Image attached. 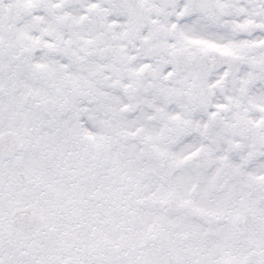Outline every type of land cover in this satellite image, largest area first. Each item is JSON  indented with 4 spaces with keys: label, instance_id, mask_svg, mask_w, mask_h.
Segmentation results:
<instances>
[{
    "label": "snow or ice",
    "instance_id": "snow-or-ice-1",
    "mask_svg": "<svg viewBox=\"0 0 264 264\" xmlns=\"http://www.w3.org/2000/svg\"><path fill=\"white\" fill-rule=\"evenodd\" d=\"M0 264H264V0H0Z\"/></svg>",
    "mask_w": 264,
    "mask_h": 264
}]
</instances>
